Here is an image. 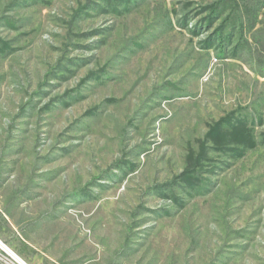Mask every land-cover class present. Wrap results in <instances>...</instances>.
I'll return each mask as SVG.
<instances>
[{
  "label": "rangeland",
  "instance_id": "rangeland-1",
  "mask_svg": "<svg viewBox=\"0 0 264 264\" xmlns=\"http://www.w3.org/2000/svg\"><path fill=\"white\" fill-rule=\"evenodd\" d=\"M186 1L0 0V240L27 264H264V0L223 51ZM220 118L257 145L210 149L192 193Z\"/></svg>",
  "mask_w": 264,
  "mask_h": 264
},
{
  "label": "trees",
  "instance_id": "trees-1",
  "mask_svg": "<svg viewBox=\"0 0 264 264\" xmlns=\"http://www.w3.org/2000/svg\"><path fill=\"white\" fill-rule=\"evenodd\" d=\"M192 2L187 0L186 3ZM251 0H211L201 6V12L206 14L200 23L206 30H212L210 36L204 40V48L217 46L220 51L227 49L235 35L241 38L243 22L241 14L248 20L247 29L255 25V7ZM103 10L119 12V0H103ZM8 23L9 21L6 20ZM5 43H1L0 48ZM243 48V42L238 41L230 54L237 55ZM261 141H264V134ZM257 145L254 129L245 119L220 118L208 126L202 139L199 141L196 152L189 153L186 157L184 168L172 180L189 189L192 193H199L201 185L202 163L207 160L210 149L217 151H229L233 156H242L247 149ZM161 187V186H159ZM164 187V185H163ZM172 192V188H171Z\"/></svg>",
  "mask_w": 264,
  "mask_h": 264
},
{
  "label": "bare ground",
  "instance_id": "bare-ground-1",
  "mask_svg": "<svg viewBox=\"0 0 264 264\" xmlns=\"http://www.w3.org/2000/svg\"><path fill=\"white\" fill-rule=\"evenodd\" d=\"M0 249H4L5 251L9 252L13 257L12 259L16 260L20 264H27L25 261H23L17 254H15L6 244H4L0 240Z\"/></svg>",
  "mask_w": 264,
  "mask_h": 264
},
{
  "label": "built area",
  "instance_id": "built-area-1",
  "mask_svg": "<svg viewBox=\"0 0 264 264\" xmlns=\"http://www.w3.org/2000/svg\"><path fill=\"white\" fill-rule=\"evenodd\" d=\"M1 250H2V252L4 253V255L7 256L6 258H8L10 264H20V263H18L16 260L12 259L13 256H12L9 252H7V251H5V250H3V249H1ZM13 258H14V257H13Z\"/></svg>",
  "mask_w": 264,
  "mask_h": 264
},
{
  "label": "water",
  "instance_id": "water-1",
  "mask_svg": "<svg viewBox=\"0 0 264 264\" xmlns=\"http://www.w3.org/2000/svg\"><path fill=\"white\" fill-rule=\"evenodd\" d=\"M4 250V249H3Z\"/></svg>",
  "mask_w": 264,
  "mask_h": 264
}]
</instances>
